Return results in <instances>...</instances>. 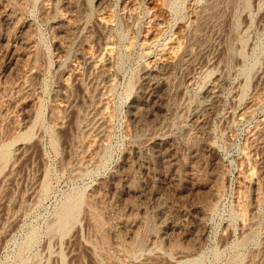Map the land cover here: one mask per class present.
Returning <instances> with one entry per match:
<instances>
[{"label":"rangeland","instance_id":"rangeland-1","mask_svg":"<svg viewBox=\"0 0 264 264\" xmlns=\"http://www.w3.org/2000/svg\"><path fill=\"white\" fill-rule=\"evenodd\" d=\"M0 153V264H264V0H0Z\"/></svg>","mask_w":264,"mask_h":264},{"label":"bare ground","instance_id":"bare-ground-1","mask_svg":"<svg viewBox=\"0 0 264 264\" xmlns=\"http://www.w3.org/2000/svg\"><path fill=\"white\" fill-rule=\"evenodd\" d=\"M10 15H11V14H10ZM6 21H7V20H6ZM15 23H17V22H15ZM15 23H14V24H15ZM13 26H14V25H13ZM22 28H23V27H22ZM27 30H28V28H27ZM23 35H24V34H23ZM20 36H21V35H20ZM2 38H3V37H2ZM10 38H11V37H10ZM26 40H27V39H26ZM4 41H5V40H4ZM13 43H14V42H13ZM10 44H11V43H10ZM15 44H16V43H15ZM3 45H4V44H3ZM23 47H24V46H23ZM170 47H172V46H170ZM13 48H14V47H13ZM24 51H25V50H24ZM11 52H12V51H11ZM12 61H13V60H12ZM162 62H163V61H162ZM162 62H161V63H162ZM173 62H174V61H173ZM159 63H160V62H159ZM165 63H166V62H165ZM170 63H171V62H170ZM166 64H167V63H166ZM155 70H156V69H155ZM164 70H165V69H164ZM149 72H150V71H149ZM151 72H153V71H151ZM167 75H168V73H167ZM156 76H157V75H156ZM159 82H160V81H159ZM163 82H164V81H163ZM215 84H216V83H215ZM154 86H155V85H154ZM157 87H158V86H157ZM148 88H149V87H148ZM153 88H154V87H153ZM157 92H158V90H157ZM212 92H213V91H212ZM213 93H214V92H213ZM151 95H152V94H151ZM162 95H163V94H162ZM146 96H147V95H146ZM144 98H145V97H144ZM213 98H214V97H213ZM154 100H156V99H154ZM154 100H153V101H154ZM160 106H161V105H160ZM144 108H145V107H144ZM156 108H157V107H156ZM150 113H151V112H150ZM164 147H165V146H164ZM164 147H163V148H164ZM170 147H171V146H170ZM161 151H162V150H161ZM170 152H172V151H170ZM0 154L2 155V153H0ZM173 154H174V153H173ZM2 159H3V158H2Z\"/></svg>","mask_w":264,"mask_h":264}]
</instances>
